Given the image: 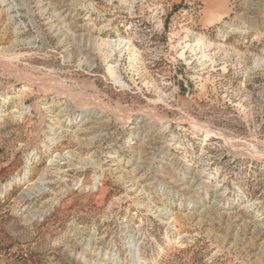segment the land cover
<instances>
[{
  "label": "rangeland",
  "instance_id": "rangeland-1",
  "mask_svg": "<svg viewBox=\"0 0 264 264\" xmlns=\"http://www.w3.org/2000/svg\"><path fill=\"white\" fill-rule=\"evenodd\" d=\"M0 264H264V0H0Z\"/></svg>",
  "mask_w": 264,
  "mask_h": 264
}]
</instances>
